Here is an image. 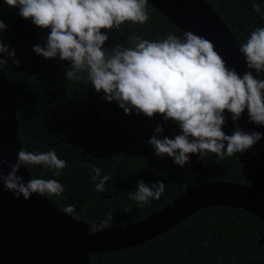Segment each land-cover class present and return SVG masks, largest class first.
Masks as SVG:
<instances>
[{
    "label": "trees",
    "instance_id": "1",
    "mask_svg": "<svg viewBox=\"0 0 264 264\" xmlns=\"http://www.w3.org/2000/svg\"><path fill=\"white\" fill-rule=\"evenodd\" d=\"M206 1L240 44L251 30L264 27V17L252 8L260 0ZM146 7L148 21L125 22L119 29L108 31L105 47H128L135 36L158 40L172 33L183 37L157 8L149 2ZM17 15V9L0 0V19L7 24L0 40L15 50L20 61L16 66L9 60L3 70L16 112L21 149L55 151L58 158L66 161L59 176L40 165L27 168L32 178L55 179L63 185L59 196H47L59 208L73 205L75 219L89 224H99L111 214L110 227H117L147 218L186 188L202 182L246 183L237 154L222 160L212 153L205 155L204 175L192 170L189 163L180 168L167 156L156 157L147 141L157 124H164L163 134L172 138L169 127L156 116L148 118L135 112L125 115L114 101L103 100L85 79L66 81L67 62L37 55L32 61L8 20ZM225 114L224 130L231 134L229 116ZM93 166L99 167L102 175L112 177L104 192L95 191L90 183ZM138 180L149 185L163 181L165 192L158 200L138 207L131 199ZM89 260L90 264H264V220L240 207H205L148 241L125 249L90 253Z\"/></svg>",
    "mask_w": 264,
    "mask_h": 264
},
{
    "label": "clouds",
    "instance_id": "2",
    "mask_svg": "<svg viewBox=\"0 0 264 264\" xmlns=\"http://www.w3.org/2000/svg\"><path fill=\"white\" fill-rule=\"evenodd\" d=\"M18 10L40 29L47 30L43 45L33 46V52L44 59L67 62L66 81L85 79L106 102L113 101L125 115L133 111L148 118L161 114L164 122L172 121L179 134L172 138L164 135V124H157L147 143L154 155L165 156L184 168L190 154L200 159L212 153L218 159L241 154L253 148L264 138L259 131L246 132L235 127L231 134L224 128L227 117L238 122L247 112L248 121L264 126V27L251 30L240 44L249 71L242 75L217 53L212 42L192 32L183 37L169 33L166 38L149 40L135 36L128 47L117 44L111 50L105 47L108 31L119 29L129 22L144 24L149 19L148 0H3ZM260 2L252 4L261 17ZM105 30V31H102ZM7 24L0 19V35ZM18 66L15 50L0 40V69L8 61ZM253 71L257 74L253 75ZM40 165L61 175L67 166L55 151L29 152L20 150L15 162L0 160V166L10 169L0 173V183L13 197L28 200L32 195L59 196L63 185L55 179L31 178L19 175L21 167ZM112 179L102 175L99 167H92L90 183L94 190L104 192L106 182ZM165 192V183L149 185L137 181L131 199L138 207L158 200ZM61 211L72 218L76 212L69 204ZM109 214L99 224L92 223L88 235L109 228Z\"/></svg>",
    "mask_w": 264,
    "mask_h": 264
},
{
    "label": "water",
    "instance_id": "3",
    "mask_svg": "<svg viewBox=\"0 0 264 264\" xmlns=\"http://www.w3.org/2000/svg\"><path fill=\"white\" fill-rule=\"evenodd\" d=\"M173 22L182 33L192 32L213 43L215 50L237 73L249 71L240 53V43L206 0H148ZM26 53L32 61L33 46L43 45L45 33L19 15L8 17ZM253 75L256 76L253 71ZM134 113V111L132 112ZM162 122L161 114L154 115ZM172 133L179 134L172 121L164 122ZM237 127L243 131L264 133V126L248 121L247 112ZM230 131L234 124L228 117ZM22 150L16 112L9 84L0 69V160L15 162ZM246 183L206 181L188 187L173 201L147 218L124 226L109 227L88 235L89 223L61 211L47 196L32 195L16 199L0 183V264H90L89 254L125 249L148 241L172 228L196 211L210 206L240 207L264 220V138L244 153H237ZM189 165L200 175L206 173L203 159L191 155ZM9 168L0 166V173ZM19 175L32 178L21 167Z\"/></svg>",
    "mask_w": 264,
    "mask_h": 264
}]
</instances>
